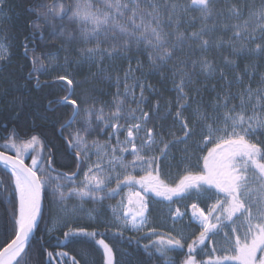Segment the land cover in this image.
<instances>
[{"label":"snow or ice","instance_id":"6c2138e0","mask_svg":"<svg viewBox=\"0 0 264 264\" xmlns=\"http://www.w3.org/2000/svg\"><path fill=\"white\" fill-rule=\"evenodd\" d=\"M14 7L0 0V96L81 91L48 101L70 106L62 151L19 125L0 144V264H80L33 244L41 222L62 246L94 243L102 264H119L109 234L148 241L147 264H264V0H30L20 76ZM9 105L19 119L23 94Z\"/></svg>","mask_w":264,"mask_h":264},{"label":"trees","instance_id":"16d2710c","mask_svg":"<svg viewBox=\"0 0 264 264\" xmlns=\"http://www.w3.org/2000/svg\"><path fill=\"white\" fill-rule=\"evenodd\" d=\"M15 6L14 11L10 13L11 20L6 25L8 32L7 35L12 38V52H13V64L23 65V68H15L17 76L26 75L30 70V65L23 59L22 49L20 45L23 43L25 35H28L29 30L27 28V22L35 19V16L28 11L30 6V0H10ZM55 47V46H49ZM62 55V54H61ZM55 73L49 74V76H42V83L45 80H50V77ZM21 84L24 81H20ZM154 83V78H153ZM0 85L7 87L3 81H0ZM157 88L161 86L156 85ZM71 87L64 82H59L53 87H44L42 89H35L32 84L28 85V88H20L19 91H14L7 96H0V144L5 141V137L9 135L11 130L19 125L17 131L22 133V139H27L28 136L33 134L38 135L45 145V151L55 144L56 148L63 150L64 143L59 134L60 126L65 123L70 116V106L61 105L58 106V110H49V100H59L66 94V89ZM2 90V89H0ZM23 94V111L20 114L19 119L16 117V112L20 111L19 107L15 105L10 106L9 102L16 99V97ZM15 107V111H13ZM57 107V106H54ZM26 134V135H24ZM67 135V133H65ZM27 163H30V159H26ZM69 163L70 161H65ZM74 170V165L72 166ZM67 171L68 168L61 169ZM0 178L6 179L4 169L0 166ZM11 205L5 200L4 197H0V223L3 222V218L6 212H10ZM99 231H104L103 227H99ZM129 233H125V238ZM138 238V237H137ZM63 240V232L57 231L51 235L45 229V223L41 222L39 229L36 231L33 237V244L36 247L43 245L47 251H51L54 254L61 251L68 252L69 256H75L80 260V264H89L90 261H95V264H102V252L97 249L94 243H72L67 246H62L59 241ZM111 246L114 248L115 260L119 264H140L141 261H145L147 264V257L143 254L144 243L141 242V247L137 248L135 244L129 246L124 240L116 241L109 234L108 240ZM175 259H182L178 253L170 254ZM44 259L47 260L46 255ZM67 259V258H65ZM55 260H59V257H55ZM150 264H160L158 260L153 259Z\"/></svg>","mask_w":264,"mask_h":264},{"label":"rangeland","instance_id":"374dc122","mask_svg":"<svg viewBox=\"0 0 264 264\" xmlns=\"http://www.w3.org/2000/svg\"><path fill=\"white\" fill-rule=\"evenodd\" d=\"M69 72H72L73 75L76 76V79L77 80H81L83 78V76L86 74L87 72V69H75L74 67L73 68H70L69 69ZM71 87H75V86H71ZM84 87H89V85H84ZM75 91H76V94L79 95L80 91H81V88L80 87H75ZM109 91H114L112 89H109ZM104 99H111L110 97L108 96H105ZM46 152V151H45ZM14 154V153H13ZM31 154V152H29V155ZM27 159V158H26ZM127 192V190H125V193H122V195H125ZM119 197L116 198V200H118ZM116 200H112V201H106L105 202V205H104V208H105V215H108L109 213L107 212V205L108 204H114L116 203ZM88 207H91V205H88ZM153 208H154V211H153V219H155L157 221V223H159V220L157 219L160 215V212L159 211H156L155 209H164V211L166 212V209L164 207L163 204H160V205H153ZM101 220H103V217H101ZM166 225H162V227H164Z\"/></svg>","mask_w":264,"mask_h":264},{"label":"bare ground","instance_id":"6f19581e","mask_svg":"<svg viewBox=\"0 0 264 264\" xmlns=\"http://www.w3.org/2000/svg\"><path fill=\"white\" fill-rule=\"evenodd\" d=\"M51 74V73H50ZM154 84L158 85L159 83H157V78H154ZM59 134H60V130H59ZM6 141L4 142H1V144L5 143ZM8 154H13V153H8ZM14 155V154H13ZM31 155V154H30ZM26 162V161H25ZM27 163V162H26ZM172 254V253H171Z\"/></svg>","mask_w":264,"mask_h":264},{"label":"flooded vegetation","instance_id":"af4514ba","mask_svg":"<svg viewBox=\"0 0 264 264\" xmlns=\"http://www.w3.org/2000/svg\"><path fill=\"white\" fill-rule=\"evenodd\" d=\"M184 203H187V201H185Z\"/></svg>","mask_w":264,"mask_h":264},{"label":"water","instance_id":"95a60500","mask_svg":"<svg viewBox=\"0 0 264 264\" xmlns=\"http://www.w3.org/2000/svg\"><path fill=\"white\" fill-rule=\"evenodd\" d=\"M36 233V232H35ZM35 233H34V235H35ZM34 237V236H33Z\"/></svg>","mask_w":264,"mask_h":264}]
</instances>
